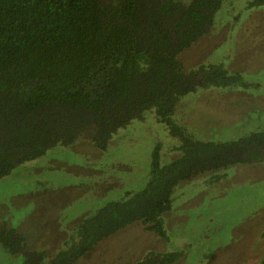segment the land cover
I'll return each instance as SVG.
<instances>
[{
    "label": "trees",
    "instance_id": "obj_1",
    "mask_svg": "<svg viewBox=\"0 0 264 264\" xmlns=\"http://www.w3.org/2000/svg\"><path fill=\"white\" fill-rule=\"evenodd\" d=\"M222 2L0 0V95L8 97L0 104V178L79 138L107 151L135 121L153 119L159 136L146 184L125 188L82 216L49 260L43 251H29L5 221L0 244L21 254L24 264H74L135 223L168 240L167 211L181 183L203 173L217 181L232 166L264 161V129L207 140L176 118L181 99L193 91L264 87L222 63L186 70L179 59L207 35ZM263 4L250 0L246 9ZM182 254L150 249L133 264H169Z\"/></svg>",
    "mask_w": 264,
    "mask_h": 264
},
{
    "label": "rangeland",
    "instance_id": "obj_2",
    "mask_svg": "<svg viewBox=\"0 0 264 264\" xmlns=\"http://www.w3.org/2000/svg\"><path fill=\"white\" fill-rule=\"evenodd\" d=\"M249 1L223 0L207 35L179 55L186 70L222 63L264 86V4L246 9ZM7 100L0 95V104ZM181 100L176 118L201 139L230 140L264 129V87H208ZM140 123L120 129L107 151L79 138L16 166L0 178V223L15 228L29 251H43L49 260L82 216L120 197L125 188L146 184L158 124ZM226 172L217 181H206L203 173L178 186L167 211L168 240L135 223L74 264H133L150 249L182 250L169 264H261L264 161ZM0 264H24L23 256L0 244Z\"/></svg>",
    "mask_w": 264,
    "mask_h": 264
},
{
    "label": "water",
    "instance_id": "obj_3",
    "mask_svg": "<svg viewBox=\"0 0 264 264\" xmlns=\"http://www.w3.org/2000/svg\"><path fill=\"white\" fill-rule=\"evenodd\" d=\"M261 264H264V260H263V262Z\"/></svg>",
    "mask_w": 264,
    "mask_h": 264
}]
</instances>
